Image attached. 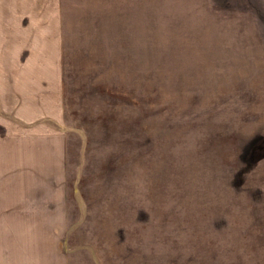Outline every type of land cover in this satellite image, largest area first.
<instances>
[{"label":"rangeland","instance_id":"374dc122","mask_svg":"<svg viewBox=\"0 0 264 264\" xmlns=\"http://www.w3.org/2000/svg\"><path fill=\"white\" fill-rule=\"evenodd\" d=\"M56 7L44 263L264 264V0Z\"/></svg>","mask_w":264,"mask_h":264},{"label":"crops","instance_id":"0c3cea01","mask_svg":"<svg viewBox=\"0 0 264 264\" xmlns=\"http://www.w3.org/2000/svg\"><path fill=\"white\" fill-rule=\"evenodd\" d=\"M58 23L56 0H0V264H46L49 220L64 211L53 185L25 172L59 153L45 144L60 139Z\"/></svg>","mask_w":264,"mask_h":264}]
</instances>
